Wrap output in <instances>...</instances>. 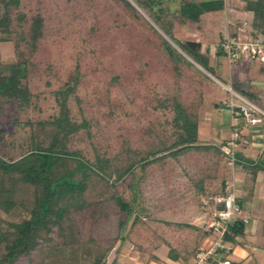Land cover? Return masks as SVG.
<instances>
[{
    "label": "trees",
    "instance_id": "trees-1",
    "mask_svg": "<svg viewBox=\"0 0 264 264\" xmlns=\"http://www.w3.org/2000/svg\"><path fill=\"white\" fill-rule=\"evenodd\" d=\"M84 4L91 7L92 0ZM106 4L109 5L106 7ZM106 4L97 9L95 15L89 16L87 26L82 29L85 43L94 45L97 62L85 67L80 59L66 73L65 81L55 91L58 115L35 123L41 135L36 140L31 139L23 155L7 159L0 152V207L8 212L15 204L6 195L10 189L5 186V176L16 173L22 182L34 187L29 216L19 222L8 221L6 227L0 225V264H16L20 257L30 256L40 240L51 239L49 232L53 227L57 226L58 234L63 236V219L70 220L72 212L83 211L89 205L84 194L92 175L105 178L113 186L132 175L134 169L138 170L132 184L134 201L126 200L116 190L106 195L121 212L126 213V219L135 214L134 224L141 210L138 196L142 183L147 178L156 179L164 182L168 194H173L170 179L176 173L178 157L184 153L194 151L197 161H200L199 177L192 184L202 212L203 199L207 195L223 194L234 170L244 172L241 189L249 197L254 194L257 173L264 171L263 160L243 162L236 151L233 166L228 164L229 158L222 148L224 141L219 144L200 142L201 94L188 89L186 93L162 95L154 88L152 76L158 73L176 82L183 79L185 72L209 79L197 66L217 78L210 55L225 56L224 53L220 49L211 52L208 47H202L201 38L194 40L184 34L190 31L200 34L203 16L224 11L227 0H109ZM239 8L252 15L251 27L264 42V0H241ZM50 10L44 0L30 3L0 0V42H12L15 55L14 61L7 66L8 72L1 73L0 70V100L16 101L20 110L26 109L31 102L29 81L36 75L54 77L57 72L49 45L47 21ZM120 44H124L126 51L122 54L123 70L117 71L111 63L103 65L101 61L118 50ZM98 71L106 74V87L96 89V100L85 103L83 110L78 101L82 119L77 121L70 114L68 98L75 95L78 86L85 84L87 72L97 74ZM259 72L264 74V66L261 65ZM113 88L126 93L127 102L136 106L140 119L145 123L131 126L113 121L115 111L125 107L124 101L110 97ZM232 89L264 109V96L259 98L253 92ZM101 109L105 112H100ZM236 110L238 107H234ZM84 111L101 118L91 115L87 119L83 116ZM162 111L167 113L162 114ZM93 126L98 130L95 133L90 130ZM80 129L85 130L84 138L94 150L91 160L85 159L81 151L69 148L70 135ZM236 202L242 208V197L237 194ZM247 218L248 222L238 218L228 223L223 240L232 248L243 244L242 238L250 222ZM194 228L206 237L210 235L202 226ZM261 234L264 247V218ZM75 242L72 237L49 247L45 255L49 261L47 264H73L77 261ZM201 248V244L195 248L189 262L177 247H170L167 256L174 264H192L195 253ZM225 259L226 254L220 251L210 264H221ZM101 262L102 254L97 253L88 264ZM108 264L118 263L111 261ZM229 264L259 263L254 259L250 262L233 260Z\"/></svg>",
    "mask_w": 264,
    "mask_h": 264
},
{
    "label": "rangeland",
    "instance_id": "rangeland-1",
    "mask_svg": "<svg viewBox=\"0 0 264 264\" xmlns=\"http://www.w3.org/2000/svg\"><path fill=\"white\" fill-rule=\"evenodd\" d=\"M23 1L30 3L34 0ZM85 1L87 0H44V3L52 10H50L47 24L51 59L57 67V72L54 77L36 75L29 81L31 102L24 110L18 108L16 101L0 100V137L2 138L0 139V152L4 153L7 159H16L23 155L31 139L36 140L41 135L35 124L37 121L51 119L58 115L59 106L55 99V91L65 81L66 73L73 68L75 63L82 59L83 65L88 67L97 62L96 53L93 50L94 45L85 43L82 29L87 26L89 16L95 15L97 9L104 7L103 5L109 0H92L91 7L84 4ZM107 5L109 4L105 6ZM239 6H241V0H227L224 11L203 16V30L200 34L190 31L184 34L185 37L194 40L201 38L203 48L217 43L224 35H235L243 40L261 41L262 36L251 27L252 15L242 11ZM0 36H2L1 32ZM125 51L124 44H120L118 50L105 56L101 62L104 63L103 65L111 63L117 71H121ZM14 59L13 43L0 42L1 73L8 72L7 66ZM210 59L214 66V74L221 81L230 84L233 79L234 84L238 83L244 88H254L247 80L248 74L250 75L247 68L240 66L243 68L240 71L237 63L231 65L227 57L214 53L210 55ZM252 63L257 69L261 67L258 60L253 59ZM197 68L209 79L197 73L185 72L183 79L176 82L171 77L158 73L152 76L154 88L162 95L186 93L188 89L201 94L198 138L201 143L219 144L223 142L225 136L230 134L229 122L231 118L234 119L230 114L233 113L231 109L221 105V102H230L237 106L241 102L240 97L232 95L227 88L222 86V82L216 80V77L199 66ZM85 78V84L78 86L75 95L68 98L70 114L77 121L82 119L78 111V101L83 110L85 103L96 100V89L102 90L106 87L104 81L106 74L102 71H98L97 74L87 72ZM252 92L259 98L263 97L264 87H257L256 91L252 90ZM110 97L119 98L125 103L122 110L115 111L113 121L116 124L126 123L136 126L145 123L144 119H140L136 106L127 102L126 93L122 89L113 88ZM215 105L221 106L217 108ZM103 111L105 112L104 109L100 110V112ZM166 113L162 111V114ZM91 115L95 114L85 111L83 113L87 119ZM95 116L101 118L98 115ZM240 118L235 117L237 120ZM90 130L92 133L98 131L95 126ZM84 131L80 129L71 134L68 145L70 149L81 151L85 159L91 160L94 150L84 138ZM195 154L194 151H190L178 157L176 173L170 179L174 189L173 194L172 192L168 194V188L164 182L156 179L147 178L142 183L141 194L138 196L141 210L139 219L134 224L132 223L135 214H131L126 219V213L121 212L106 195L116 190L126 200L134 201L136 198L132 184L133 177L138 174V170L134 169L132 175H127L113 186L109 185L110 183L105 178L92 175L88 180L87 192L84 194L89 204L88 207L83 211L72 212L70 220L69 218L63 219V236L58 234L57 226L53 227L49 232L51 239L40 240L30 256L20 257L16 264H47L49 262L45 259L47 249L61 244L62 239L69 241L72 237L76 240L78 256L73 264L91 263L97 253L102 254L101 264H108L111 261L118 264H174L167 256L170 247L179 248L186 261L189 262L195 248L200 244L202 246L207 238L203 232L194 228L195 226L203 227L206 220L205 213L197 204L195 187L192 184V181L199 177L197 171L200 161H197ZM236 155L239 156L237 151ZM5 186L10 189L6 195L13 199L15 204L8 212L0 207L2 227H6L8 221L19 222L27 218L34 198V187L22 182L16 173L5 176ZM237 192L242 197V208L250 218L247 230L254 232V238L252 237L254 244L253 247L246 244L247 248L243 250L241 246H233V249L226 254V258L234 259L236 256L248 255L251 252L262 262L264 261V249L261 246L260 227L264 214V179H258L251 200V197L242 189H238ZM121 221H124L123 226ZM242 240L245 239L242 238ZM257 249L263 251L259 253L255 251ZM53 257L54 255L51 256L52 259Z\"/></svg>",
    "mask_w": 264,
    "mask_h": 264
},
{
    "label": "built area",
    "instance_id": "built-area-1",
    "mask_svg": "<svg viewBox=\"0 0 264 264\" xmlns=\"http://www.w3.org/2000/svg\"><path fill=\"white\" fill-rule=\"evenodd\" d=\"M211 52L220 49L225 57L231 62H237L241 59L251 61L258 60L264 66V42L255 40H243L237 36L224 35L217 43L208 46ZM228 91L241 101L239 105L235 106L230 102L224 104L231 109L235 115L241 116L245 122L250 124H258L264 121V109L256 103L246 99L231 88ZM234 106L238 110L234 111ZM241 139V135L236 126H233L232 133L229 139L225 140L224 149L228 159V164L233 166L236 160L234 152ZM202 206L205 213L204 230L209 232V236L193 258L192 264H210V260L216 256L220 251L228 254L232 250V245L223 240V235L227 230L228 223L241 218L248 222V218L240 205L236 202V193L233 188L226 184L223 194L207 195L203 201ZM220 262V261H219ZM221 264H229L230 260L226 258L220 262Z\"/></svg>",
    "mask_w": 264,
    "mask_h": 264
},
{
    "label": "crops",
    "instance_id": "crops-1",
    "mask_svg": "<svg viewBox=\"0 0 264 264\" xmlns=\"http://www.w3.org/2000/svg\"><path fill=\"white\" fill-rule=\"evenodd\" d=\"M219 56H222V55H219ZM210 62L212 65L211 59H210ZM217 63L218 62L215 60V64H217ZM236 63L238 64V66H239L238 69L240 71L243 70V68L248 69V71L250 72V75L248 74L247 80L250 81V83H252V86L254 88H252V87H251L252 89L251 88H244L241 85H239L238 83L234 84L233 79H231L230 84H228L227 82L226 83L222 82L223 83L222 86L224 88H231L232 89V87H233L235 89H241L244 91L252 92V90L256 91L257 87H260V88L264 87V74H260L259 69L255 68L253 63H251L250 61H247L246 59H243L242 61L239 60V61L234 62V63L230 62L231 65L236 64ZM240 66L243 68H240ZM216 80L221 83V81L219 79L216 78ZM233 91H235V90H233ZM256 97H258V96H256ZM221 105H224L223 102H221ZM221 105H215V107L218 108ZM224 106L227 107L226 105H224ZM230 114L234 119H232V118L230 119V122H229L230 134L225 136L223 141L230 138L231 133H232V128H233L232 126L235 125L238 128V131L241 135V139L237 143L236 150H235L238 152L239 158H241L243 160V162H248V161L254 162L258 159H261L264 161V121L261 123H258V124H250V123L245 122L241 118L239 120H237V119H235V117H236L235 114H233V113H230ZM263 172L264 171H259L257 173L255 185H256L259 178L264 179V173ZM244 179H245V174L243 171L234 170L232 172L231 177L228 180L227 184H229L233 188L235 193L237 194L238 189H241L243 186ZM254 192H255V188H254ZM237 195L241 196L240 194H237ZM252 197L250 198V200L252 199ZM243 211H244L245 215L247 216V213L245 212L244 209H243ZM263 218H264V214H263ZM263 218H262V221H263ZM261 226H262V223H261ZM256 233H257V230H256ZM260 234H261V227H260ZM261 236H262V234H261ZM252 237L254 238V232L251 233L250 231L248 232V230H247L245 236L243 237L245 239V240H243V244L239 245V246H241L242 250L246 249L247 245L252 246L254 244L252 241ZM244 241H246V242H244ZM262 242H263V236H262ZM262 242H261V246H262ZM262 249H264L263 246H262ZM262 249H257L255 251L261 253V251H263ZM263 258H264V253H263ZM228 259L230 261L242 260L244 262H250V261L256 259L259 264H264V261L261 262L259 259H257L254 256V254H251V252H249L248 255L243 254L240 256H236V258H234V259H230V258H228Z\"/></svg>",
    "mask_w": 264,
    "mask_h": 264
}]
</instances>
